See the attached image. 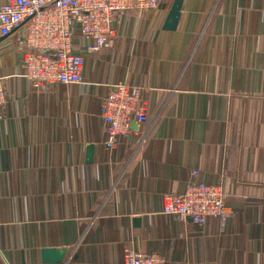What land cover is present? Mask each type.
<instances>
[{"label": "crops", "instance_id": "0c3cea01", "mask_svg": "<svg viewBox=\"0 0 264 264\" xmlns=\"http://www.w3.org/2000/svg\"><path fill=\"white\" fill-rule=\"evenodd\" d=\"M172 3L119 15L100 53L76 37L80 85L34 89L22 29L0 34V264H43L44 248H65L61 264H124L126 250L264 264V0H183L166 31ZM117 83L143 90L148 120L108 150L100 110ZM193 171L221 185L229 218L198 227L162 213Z\"/></svg>", "mask_w": 264, "mask_h": 264}, {"label": "built area", "instance_id": "2783aa9c", "mask_svg": "<svg viewBox=\"0 0 264 264\" xmlns=\"http://www.w3.org/2000/svg\"><path fill=\"white\" fill-rule=\"evenodd\" d=\"M160 0H6L0 6V34L7 37L22 29L20 50L23 78L34 89L53 85L83 83L85 61L74 50L76 37L88 43L87 51L100 53L115 36V23L122 13L142 16L158 8ZM5 80L0 73V109L6 104ZM100 117L112 150L130 132L132 120H148L147 103L138 86L117 83L109 87ZM193 171L182 193L163 197L162 213L179 220L189 219L204 227L209 219L230 216L221 185L198 180ZM124 264H165L158 254L145 255L132 250L124 253Z\"/></svg>", "mask_w": 264, "mask_h": 264}, {"label": "water", "instance_id": "95a60500", "mask_svg": "<svg viewBox=\"0 0 264 264\" xmlns=\"http://www.w3.org/2000/svg\"><path fill=\"white\" fill-rule=\"evenodd\" d=\"M183 0H173L168 12L163 29L166 31H175L179 25ZM93 147L88 148L91 156ZM91 162V159H90ZM67 250L65 248H44L41 250V261L43 264H61L64 262Z\"/></svg>", "mask_w": 264, "mask_h": 264}]
</instances>
